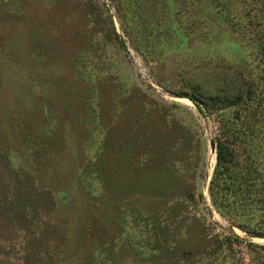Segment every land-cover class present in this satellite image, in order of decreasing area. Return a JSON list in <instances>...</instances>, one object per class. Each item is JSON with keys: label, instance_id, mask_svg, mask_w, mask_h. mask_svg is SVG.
Listing matches in <instances>:
<instances>
[{"label": "rangeland", "instance_id": "1", "mask_svg": "<svg viewBox=\"0 0 264 264\" xmlns=\"http://www.w3.org/2000/svg\"><path fill=\"white\" fill-rule=\"evenodd\" d=\"M242 88L264 0H0V264H264L209 191Z\"/></svg>", "mask_w": 264, "mask_h": 264}, {"label": "trees", "instance_id": "2", "mask_svg": "<svg viewBox=\"0 0 264 264\" xmlns=\"http://www.w3.org/2000/svg\"><path fill=\"white\" fill-rule=\"evenodd\" d=\"M252 90L245 95L242 88L236 101L227 105L238 107L232 114L220 113L226 108L215 104L208 106L219 123L212 141L217 155L209 188L213 205L232 218V225L249 231L251 223L240 218L253 215L264 205V90ZM254 228L256 235L264 236L261 223ZM258 247L264 251V246Z\"/></svg>", "mask_w": 264, "mask_h": 264}]
</instances>
